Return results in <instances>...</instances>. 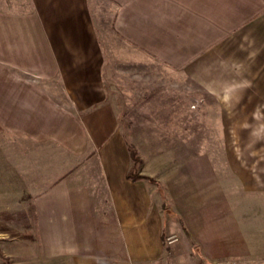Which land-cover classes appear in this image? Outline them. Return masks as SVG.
Wrapping results in <instances>:
<instances>
[{"label":"crops","instance_id":"crops-1","mask_svg":"<svg viewBox=\"0 0 264 264\" xmlns=\"http://www.w3.org/2000/svg\"><path fill=\"white\" fill-rule=\"evenodd\" d=\"M156 81L201 88L253 134L236 121L264 120V0H0V200L35 217L36 264H264L246 162L210 223L166 220L127 176L121 106Z\"/></svg>","mask_w":264,"mask_h":264},{"label":"rangeland","instance_id":"rangeland-1","mask_svg":"<svg viewBox=\"0 0 264 264\" xmlns=\"http://www.w3.org/2000/svg\"><path fill=\"white\" fill-rule=\"evenodd\" d=\"M156 83L150 97L139 90L130 99L133 102L121 106L129 114H121L118 125L137 161L132 168L150 176L153 197L161 203L166 220L181 223L186 214L210 223L214 213L226 210L222 197L230 189L232 193L245 190L244 162L253 184L262 182L264 188V120L236 121L255 132L234 135L235 122L227 118L226 102L192 87L181 98L174 94L180 92L179 85ZM9 202L0 200V264L5 259L10 264H36L39 250L33 221L16 214L21 211L17 202Z\"/></svg>","mask_w":264,"mask_h":264},{"label":"trees","instance_id":"trees-1","mask_svg":"<svg viewBox=\"0 0 264 264\" xmlns=\"http://www.w3.org/2000/svg\"><path fill=\"white\" fill-rule=\"evenodd\" d=\"M130 155H131V159H132L133 163H134V162H137V161H136V158H135V156H134V154H133L131 151H130ZM132 167H133V166H131V168L129 169V172H128V174H127V176H128L129 178H132V179L146 178V179L150 180L149 177L144 176V175H141V174L135 172V171H134V168H132ZM31 219H32V220H35V217L32 216ZM4 264H10V262L8 261V259H5Z\"/></svg>","mask_w":264,"mask_h":264},{"label":"built area","instance_id":"built-area-1","mask_svg":"<svg viewBox=\"0 0 264 264\" xmlns=\"http://www.w3.org/2000/svg\"><path fill=\"white\" fill-rule=\"evenodd\" d=\"M177 240H178V237H177L176 234H169V235L166 237V242H167V244H173V243H175Z\"/></svg>","mask_w":264,"mask_h":264}]
</instances>
